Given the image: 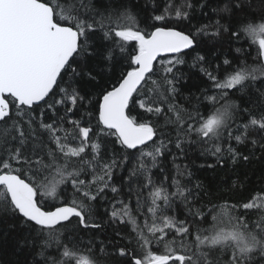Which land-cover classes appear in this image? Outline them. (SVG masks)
Wrapping results in <instances>:
<instances>
[{
  "label": "trees",
  "instance_id": "obj_1",
  "mask_svg": "<svg viewBox=\"0 0 264 264\" xmlns=\"http://www.w3.org/2000/svg\"><path fill=\"white\" fill-rule=\"evenodd\" d=\"M40 1L78 30V50L43 102L7 98L0 172L30 183L43 209L70 205L84 222L35 225L1 188L0 264H264V0ZM157 28L194 44L159 58L131 98L127 116L153 138L130 149L99 105L136 68L134 36ZM152 207L180 230L149 229Z\"/></svg>",
  "mask_w": 264,
  "mask_h": 264
},
{
  "label": "water",
  "instance_id": "obj_2",
  "mask_svg": "<svg viewBox=\"0 0 264 264\" xmlns=\"http://www.w3.org/2000/svg\"><path fill=\"white\" fill-rule=\"evenodd\" d=\"M141 51L136 68L101 98L99 116L104 127L112 129L130 149L148 144L152 130L135 124L126 113L130 100L161 57L175 56L192 48L191 36L172 28H157L150 35H135ZM79 32L59 24L52 7L40 0H0V121L10 113L7 97L18 106L31 107L43 102L78 50ZM264 66V40L260 42ZM4 188L11 204L28 221L41 227H54L82 213L70 205L43 209L34 187L14 172H0V189ZM181 256H160L147 264H163ZM141 264L138 259L135 260Z\"/></svg>",
  "mask_w": 264,
  "mask_h": 264
},
{
  "label": "rangeland",
  "instance_id": "obj_3",
  "mask_svg": "<svg viewBox=\"0 0 264 264\" xmlns=\"http://www.w3.org/2000/svg\"><path fill=\"white\" fill-rule=\"evenodd\" d=\"M256 34L258 36V42L260 43L262 40H264V25L263 26H259V28L256 30ZM175 56H171V58H174ZM215 121L214 120H209L206 124V130L214 127ZM84 135L86 136L87 133L86 131L83 132ZM69 152L72 153H77L80 151V149H76V148H71L68 150ZM147 155V154H146ZM145 155V157H146ZM148 157V156H147ZM156 193V194H154ZM153 194H151L150 197V203H156L158 202L159 198H160V191H155ZM259 200V199H258ZM258 203V202H256ZM150 216L153 218V222L152 223H146L147 227L149 229L153 228L155 230H161L164 227H169V228H173V229H178L180 230V228L182 227L180 223L175 222L174 220L164 217V215H162L160 212H156V210H153V207L150 209ZM159 256H149V258L147 259V261L149 262L150 260H156L158 259Z\"/></svg>",
  "mask_w": 264,
  "mask_h": 264
}]
</instances>
